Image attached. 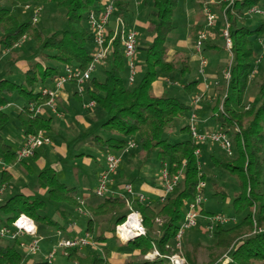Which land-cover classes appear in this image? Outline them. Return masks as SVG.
<instances>
[{
	"label": "trees",
	"instance_id": "16d2710c",
	"mask_svg": "<svg viewBox=\"0 0 264 264\" xmlns=\"http://www.w3.org/2000/svg\"><path fill=\"white\" fill-rule=\"evenodd\" d=\"M106 1L0 0V47L12 52L25 37H31L36 42L35 56L38 58L28 64L23 80L16 83L8 78H0V105L14 101L13 94L16 92L25 100L17 114L23 135L38 133L40 130L52 131V118L44 113L35 115L29 110L28 104L34 102L41 105L48 102L49 96L42 95L41 91L54 84L64 73V69L85 70L90 65L95 50L91 51L90 48L93 39L88 17L90 11L102 10ZM108 1L113 2L116 15L123 19L127 29L133 28L135 0ZM179 1L142 2V8H148L155 18L148 25V35L151 38L145 50V69L140 81L135 80L132 84L129 82L124 47L121 37L117 36L111 42L104 63V79L98 80L92 74L84 89L90 102H95L93 107L106 115L105 120L95 121L97 125L87 128L88 136L106 155L124 151L131 139L138 138L141 156L149 157L156 153L162 168L167 164L171 178L182 173L180 183L163 202L161 198L154 203L133 199L132 206L143 217L146 235L123 243L116 233V227L125 222L129 213V196L97 199L99 197L92 193L81 203L82 200L78 198L79 190L61 181L52 167L39 173V187L50 191L53 204L57 207L58 219L54 218L55 214L42 212L45 206L41 197L18 193L3 196L0 205L1 224L10 225L19 215L26 214L34 219L41 235L44 233L43 226H51L58 227V231L65 237H70L68 225L77 217L78 208L82 207L88 211L85 232L92 235L96 246L67 248L64 255L68 260L78 264H113V246L119 244L129 256L124 264H169L165 257L154 261L139 257H143L154 247L163 255L172 253L187 206L196 198L200 181L208 179L200 166V159L195 155V150L198 147L202 149L204 144H199L194 139L189 122L180 128V132L187 135L185 139L171 142L167 137L172 136V130L167 131L177 119L186 118L189 121L192 111L189 99L204 90L203 80L192 77V55L182 52L177 47L176 39L171 37L178 29L174 17L179 9ZM28 3L34 7L42 6L43 11L49 15L50 11L60 14L59 10H63L60 17L66 23L65 28L46 35L32 19H21L14 13L16 7ZM202 3L199 4L203 8ZM218 4V14L221 16L224 13L225 21L221 18L219 28L210 29L208 34L219 33L225 39L223 32L228 25L232 46L231 58L226 65L230 67L231 77L227 83L220 72L215 79H210L209 70L207 80H211L210 86L213 89L210 91L209 88L203 94L197 111L208 115L205 124L217 125L218 130L225 131L233 142V155L229 156L217 145L209 147L208 151L212 166L217 170L228 171L236 179L238 190L234 194V214L231 217H242H235L236 222L231 226L216 223L211 234L206 230V219L202 223L199 220L198 225L192 228V235L183 240V253L188 264H255L256 261L264 262V60L257 61L264 49L263 45L262 51L259 47L260 52L257 49L258 42L264 39V15L253 14L261 16L259 24L254 26L251 23L253 15L249 14V10L253 7L264 10V0H236L231 5L222 1ZM204 18L206 20V14ZM198 26L197 34L207 27ZM113 34L111 29L108 40ZM172 45L176 46L173 53ZM223 49L224 42L223 47L209 39L204 42L205 54ZM16 60L15 57L14 61ZM260 63H263L262 66ZM168 80L180 83L184 94L178 96L170 93L167 86H159ZM70 84L76 85V82L71 81ZM40 85L42 88H39ZM73 95L83 102V95L77 89ZM210 95L213 98L211 100L208 99ZM9 122L8 112L0 110V131ZM200 131L205 130L202 128ZM134 156L135 153L131 152L130 157ZM0 157L5 164V169L0 172V183L8 184L12 178L9 165L22 161H18L17 150L5 142L1 133ZM119 169L117 178L126 177L125 171ZM127 180L131 181L130 178ZM214 189H219L217 184ZM201 213V218L215 215L205 210L204 204ZM200 233L212 235L214 241L203 245ZM78 235L81 234L76 236ZM97 247L101 250L98 251ZM202 249L207 253L206 263H201L198 259ZM224 254L229 259L223 260ZM27 257L19 246V239L0 238V264H26ZM28 263L53 264L46 257L35 258Z\"/></svg>",
	"mask_w": 264,
	"mask_h": 264
},
{
	"label": "rangeland",
	"instance_id": "374dc122",
	"mask_svg": "<svg viewBox=\"0 0 264 264\" xmlns=\"http://www.w3.org/2000/svg\"><path fill=\"white\" fill-rule=\"evenodd\" d=\"M144 0H142L143 2ZM225 1V0H180L179 1V9L177 10L174 21L178 25V29L171 35L172 38L180 40L182 44L185 47V43H188V39H193L191 41L193 43V47L191 50V55L195 56L192 57V69H193V78H201L203 80L204 77L208 78L207 72L209 70L211 73L210 79H215L218 75V73L224 72V70L227 68L228 60L231 58V53L228 51L226 47V40L220 36L219 33L217 34H208V38L212 43L217 44L219 47H223L224 42V48L223 50H217L215 53H208L206 52V66L204 67V72L202 73L200 71L201 69V62L199 60V56L195 49V41L198 38V30L199 25L207 26V21L205 20V11L206 9L211 10V12L215 15V24L213 27H206L207 31H209L212 28H219V24H221L222 19L225 21L224 13L223 15L219 16L218 12L220 10V6L218 3ZM203 2V8L199 3ZM227 2V1H226ZM29 5H32L31 3H28ZM27 4L20 5L14 9V13L17 14L21 19H32V11L30 9L26 8ZM41 7L40 16L37 25L41 27L46 35H50L54 30L58 29H64L66 26L65 21L60 17V14H63V10H59V13L56 12H49L50 15L43 11L42 6H36ZM136 13L134 14V20L138 21L140 24H133V28L138 32V53H137V64L139 67V72L136 77V82L140 81V79L143 77L144 74V57H145V50L146 47L150 41V36L148 35V25L149 22L155 18L154 14L150 13L148 8H142V4L140 6L136 5ZM119 16L114 14L111 17L110 26L115 28L117 22H119ZM204 18V19H203ZM222 18V19H221ZM261 16L260 15H253V19L251 23L255 26L259 24ZM121 20H123L121 18ZM155 21V19H154ZM147 24V25H146ZM191 32V33H190ZM209 33V32H208ZM190 34V37H189ZM196 35V37H195ZM219 35V36H218ZM224 41H223V40ZM206 41V40H205ZM262 45H264V39L258 42V47L261 48L262 51ZM91 51L95 50L94 43L91 44ZM176 49L175 45L171 46V53L174 52ZM181 49V48H180ZM4 52V49H2ZM36 49V42L31 37H25L21 44L13 49L12 54H14V58L16 57L17 60L13 61L12 63L9 61L11 59L12 54H5L0 57V71L3 73L1 77L8 78L11 81H14L16 83H19L23 80L25 76V67L28 66V64L34 60L37 59L38 56H35ZM260 52V49H258ZM183 52V51H182ZM198 59H196L197 57ZM264 60V49L263 53H261L258 56L257 61ZM261 66L263 63H260ZM65 71V69H64ZM105 71L106 68L104 64H98L96 67V70L94 71L93 75L98 80H103L105 77ZM207 82L211 83V80H207ZM70 83V82H69ZM89 81L85 82V86H87ZM169 84V82L167 83ZM170 93L176 94L178 96L183 95L184 92L182 90V85L180 83H176V81H172V84L166 85ZM51 89L54 87L49 86ZM39 88H42L40 85ZM73 88L75 90L78 88V85H73ZM205 88V85H204ZM210 91H212L213 87L210 86ZM78 91V90H77ZM79 92V91H78ZM80 93V92H79ZM81 94V93H80ZM83 102L78 100L74 95L71 96L70 102H69V111H64L61 106L58 105L57 112L53 113L55 123L59 124L60 127H57L56 131L59 133H53V132H47V135H52L54 137V143L52 145H62L65 144L66 146V152L64 154H53V159L49 160V166L52 167L57 171L58 178L67 183L69 186H75L77 190H79L80 195H91L92 193L95 194V190L98 186V177L100 178L103 170H105L106 167V154L104 153L103 149H100L97 147L95 142L91 139V137L88 136L87 127H85L84 122H78L75 118L76 114H79L81 110H84L86 115L88 113L91 115V118L88 119L90 126L97 125L95 124V121H103L106 119L105 113H102L100 110L97 111L95 107H88L90 104V100L88 99L87 95L83 92ZM254 94H251L253 96ZM194 96H192L189 101L191 104V101ZM13 99L16 102V105L23 106L25 103V100L23 98H20L18 96V93L13 94ZM208 99H213L212 95L208 97ZM187 101V100H185ZM58 110L63 113V116L59 114ZM19 109L17 106H14L10 109H8V113L10 115V122L5 125L0 133L2 134L3 138L12 144V146L15 149H18V144L16 143L15 139L16 137L23 136V131L21 128V125L17 121V113ZM83 114V113H82ZM85 115V114H84ZM208 115L199 114L198 113V120L196 122L197 127L199 130L203 129H212L210 130H218L217 125H207L204 124V119L207 118ZM188 119H177L175 123L171 126V128L167 131L169 132L172 130V136H167L170 138L171 142H176L178 140L185 139L187 137L186 134H183L180 132V128L182 125H185L188 123ZM201 128V129H200ZM74 130V131H73ZM77 131L79 134H77ZM166 132V134H167ZM62 133V134H61ZM63 135V136H61ZM132 142L136 144V147L132 149L129 152L122 151L117 153L118 155H122V162L120 164V169L124 170L126 173V177L124 178H118L117 182H122L125 179H129L131 177V182L135 186H139L142 183H146L152 188H158V177L161 176L162 166L161 162L158 160L156 153H153L151 156H141V147L139 144L138 138L131 139ZM51 144V143H50ZM48 144L44 145L47 146ZM217 144L214 143H206L202 147V154L200 157V166L207 174V181L206 186L203 189V196L205 198L204 202V208L208 212L215 213V215H222L225 218H228V223L224 224L226 226H231L234 221L232 219L233 217V199L235 191H237V183L236 179L230 175L228 171L222 170V169H216L212 166L210 163V156H209V147H215ZM219 148V146L217 145ZM47 149V148H46ZM135 153L136 156L130 157V153ZM116 153V152H114ZM88 156L90 155L91 158H82V156ZM46 156V155H45ZM48 158V155L46 156ZM127 160L129 163H127ZM28 161V160H27ZM31 163V162H30ZM34 163V162H33ZM32 167L34 169V175H32L29 180L31 182H34L35 179L39 177V170L34 168V164H32ZM18 167H20L19 163L17 164ZM207 168L212 169L213 173H208ZM15 173H17V170L14 169ZM100 175V176H99ZM115 176V175H114ZM113 176V177H114ZM128 177V178H127ZM182 179V178H181ZM181 181V180H180ZM217 184L219 189L216 191L214 189V185ZM34 185V183H33ZM180 189V187H178ZM145 195H148L150 198L154 200H158L157 196H154L149 193H144ZM51 193L48 191L46 197L42 198L44 200V206L45 209L42 210V212H47L50 215L56 214V206L53 204L52 197H50ZM106 196H109L108 194ZM105 196V197H106ZM101 199V197L97 198ZM77 213V225L85 229L86 227V216L81 214L78 210ZM88 212V211H87ZM82 215V216H81ZM85 216V217H84ZM237 219L238 217L242 216H235ZM234 217V218H235ZM232 219V220H231ZM240 219V218H239ZM34 220V219H33ZM199 220L204 221L205 218H199ZM206 222V221H205ZM36 224V222H35ZM206 224V223H205ZM3 226V224L0 223V228ZM106 226V225H105ZM37 227V236L41 239L40 240V252L38 255H27V262L30 260H33L35 258H44L46 255H48L52 250H55L56 253L51 259V262L53 264H78L74 261L68 260V258L64 255L66 254L62 248L57 247V242L55 244L46 245L45 241H42L44 239V235L46 232L43 231L42 235L39 233V227L36 224ZM192 229L188 230L185 234V237L188 235H192ZM198 234V232H196ZM74 234H77L74 232ZM70 237H74L75 235ZM210 234V233H209ZM209 234L200 233L201 237L200 239L204 242L203 245H208L207 243H212L214 241L213 236ZM84 235V233H83ZM184 237V238H185ZM189 238V237H188ZM193 238V236H192ZM26 239V238H25ZM186 239V238H185ZM27 241V240H26ZM206 243V244H205ZM66 250V249H65ZM97 250L100 251L101 249L97 247ZM126 250L122 248L119 244L113 246V252L114 253H124ZM205 249H202L199 252L198 259L201 263H206L208 261L207 253H205ZM129 257V256H128ZM228 256L227 254H224L222 259L227 260ZM139 259H144L143 257H139ZM145 260V259H144ZM255 264H264V262L256 261Z\"/></svg>",
	"mask_w": 264,
	"mask_h": 264
},
{
	"label": "built area",
	"instance_id": "2783aa9c",
	"mask_svg": "<svg viewBox=\"0 0 264 264\" xmlns=\"http://www.w3.org/2000/svg\"><path fill=\"white\" fill-rule=\"evenodd\" d=\"M228 2V5L233 4L236 0H225ZM27 9L32 11V20L33 22H38L41 7H34L32 5L27 4ZM115 12V7L112 1H106L102 10L97 12L96 10H92L89 13L88 17V25L90 31L92 33L93 43L95 45L94 58L90 65L85 69L81 70L78 68H66L64 73L54 82V87L51 89L50 87H45L42 89V95L49 96L48 102L36 105L34 102L28 104V108L30 111L34 112L35 115L42 114L45 111V107H49L53 112H57L56 108V98L62 91L65 84L75 81L76 85H78L77 90L82 94L84 92V84L89 81L92 77V74L96 70L98 64H104L107 58V55L110 50L111 42L117 37L120 36L122 40V44L124 47V54L127 59V64L129 68V82L132 84L135 82L137 74L139 72V67L137 64V53H138V32L134 29H127L125 23L121 18H119V22H117L115 28H110L111 17ZM206 21L207 27H213L215 24V15L211 12V10L206 9ZM249 14H260L264 15V10L261 8L253 7L249 10ZM114 31L113 36L108 40L107 36L110 30ZM224 37L226 40V47L228 51L231 53L232 41L229 37L228 33V25L224 29ZM208 38L207 29L201 30L198 34V38L195 41V49L199 56V60L201 62L200 71L204 72V67L206 66V57L204 53V42ZM264 47V45H263ZM231 77L230 67H227L223 72V78L228 83ZM170 84L171 81L168 80ZM203 82L205 88L202 93H197L194 95L191 105L192 111L189 118V124L191 128L192 135L194 139L199 144L206 143H214L217 144L226 154L233 155V142L229 135L223 130H205L200 131L197 127L198 120V108L201 105V100L203 94L210 88L209 83L207 82V78H203ZM95 104L94 101H91L88 107H93ZM11 103L8 104L10 106ZM4 105H0V110L3 109ZM21 106L18 108L21 110ZM223 110V103L220 105V111ZM52 143V138L47 135V132L44 130H40L38 133H30L27 135H23L22 143L20 148L17 150V159L18 161H23L28 158H32L37 150L46 145ZM136 147V144L129 141L128 145L124 149V151L129 152ZM202 154V149L198 147L195 150V155L200 159ZM122 162V155H118L117 153L110 152L106 155V168L101 174L98 180V186L95 190V194L98 197H105L107 194L112 197H120L126 198L127 196L130 199H127V205L129 208V213L126 216V220L124 223L119 224L116 227V233L119 239L126 243L128 241L134 240L140 236H145L147 233V229L144 225V220L141 213L133 208V199L137 198L140 202H148L145 194L141 192H136L132 183H125L122 187L123 190H113L110 185L113 181V176L118 172L120 164ZM200 162V161H199ZM1 170L5 169V164L0 160ZM182 178V173L180 172L178 175L174 177H170L167 164L164 165L161 171V181L163 185L164 194L161 196V201L163 202L166 197L171 194L177 185L180 183ZM206 186V181H200L197 191L198 194L196 198L189 202L187 206V211L183 222L179 228V231L175 238V244L172 247V253L170 255H163L158 250V248L154 247L152 251L146 253L144 255V259L147 261H154L159 257L167 258L169 264H188L186 257L183 253V240L185 234L188 230L196 227L198 225L199 218L202 217L201 209L206 201L203 196V189ZM6 190V185L0 183V205L2 202L3 195ZM84 201H81L83 203ZM78 211L87 215L88 212L85 211L82 207L78 208ZM131 218L136 221V225L129 224ZM207 221L206 230L211 234L216 223L227 224L228 218L223 217L222 215H214L212 217L205 218ZM234 221L236 218H232ZM231 219V220H232ZM76 226L75 222H72L69 225L70 229H74ZM122 231H125V235L122 234ZM37 227L35 221L26 214L19 215L12 224H3L0 228V238H9L12 240L19 239L20 248L27 255H36L40 252V238L36 235ZM59 236V240L57 242V247L62 248L63 250L67 248H83L86 246H96L95 241L92 238V235L88 232H85L84 235H78L75 237H65L61 231L57 232ZM31 237L30 240L25 239L26 237ZM27 240V241H26ZM56 251L52 250L45 257L51 261ZM229 259V258H227Z\"/></svg>",
	"mask_w": 264,
	"mask_h": 264
},
{
	"label": "crops",
	"instance_id": "0c3cea01",
	"mask_svg": "<svg viewBox=\"0 0 264 264\" xmlns=\"http://www.w3.org/2000/svg\"><path fill=\"white\" fill-rule=\"evenodd\" d=\"M103 1H106V0H103ZM135 2H136L135 5H137V6H140L142 4V0H135ZM135 10H136V6H135ZM134 24H140V23L138 21L134 20ZM111 28H113V27H111ZM189 37H190V34H189ZM195 37H196V35H195ZM191 41H193L192 38L188 39V43H185V47H184L182 42L180 40H178V38H176L177 47L181 48V50L183 52L190 54V55H191L190 49L193 47V43ZM4 53L5 54H12V52L9 50H4V52H3L2 48L0 47V57L2 55H4ZM12 56L13 57H11V59L9 60L11 63L14 61L15 55L12 54ZM192 57L194 58L195 56H192ZM196 59H198V57ZM27 67L28 66L25 67V70H27ZM2 75H3V73L0 71V78H3V77H1ZM167 83H168V81H167ZM167 83L163 82L161 84L159 83L160 85L159 84L158 85L165 87L166 85H168ZM73 85L74 84H70V83H67L64 85L62 91L60 92V94L56 98L55 104H56L57 109H58V105H59L62 107V109L64 111L70 110L69 109V102H70L71 96L73 95V93L75 91V88H73ZM49 86H52V84H50ZM53 86H54V84H53ZM10 103H11L10 106H8V104L4 105L3 109H1V110H5L6 112H8V109H10L14 106H17V108L20 107V106L16 105L15 101H11ZM58 112H60V111L58 110ZM43 113L47 117H51L53 120V122H52L53 129H52V131H49V132H53V133L58 134L59 132L56 131V129H57V127H60V125L55 123V119H54V115H53V113H55V112H53L49 107H45V111ZM59 114H61V116H63V113L60 112ZM75 118L78 122H84L85 127H87V128L90 127V123H89L88 119L91 118V115L89 113H88V115H86L85 111L81 110V112L79 114L75 115ZM203 122L205 124L206 119H204ZM209 125L212 126L211 124H209ZM210 129H212V127ZM210 129H203V130H210ZM75 132H77V131H75ZM21 134H23V133H21ZM78 134L79 133L77 132V134H75V135H78ZM50 136L52 138V143H54V137L52 135H50ZM61 136H63V135H61ZM13 139H15L16 143L18 144V149H19L21 146V143H22L23 136H20V137L18 136V137L13 138ZM5 142H7V141L5 140ZM7 143L12 146L11 143H9V142H7ZM52 143L48 144L47 146L40 147L36 152V157H32V158H28V159L23 160L22 162L19 163L20 167L17 166L18 163L15 165H9L8 168H9V171L12 175V178L8 184H5L6 190H5L4 195L13 196L15 194L21 193L25 196H30V197H34V196L41 197V198L46 197L48 190L45 188L39 187V177L37 179H35L34 182H31L29 180V178H31L32 175H34V169L31 165V163L35 165L34 166L35 170L37 168L39 170L38 173H40L42 170L48 168V166H49V160L48 159L52 160L53 154H55V155L59 154L60 155L61 153L64 154L66 152L65 144L52 145ZM13 149H15V148L13 147ZM18 149H15V150H18ZM45 155L46 156L48 155V158H46ZM87 157L82 156L83 159L84 158H87V159L91 158L90 155H88ZM0 160L2 161L1 157H0ZM1 167L2 166L0 165V172L2 171ZM14 169L17 170V173L14 172L15 171ZM206 170L208 173H213V168L212 169L207 168ZM117 179L118 178H117V174H116L113 177V181L110 185L111 189H113V190L121 191V190H123L122 187L125 183H132L131 181H129L127 179H125V181H122V182H117V181H119ZM130 179H131V177H130ZM33 183H34V185H33ZM157 183H158V188H152L149 185H147L146 183H142L139 186H135L133 183L132 184H133L136 192H141L143 194L144 193L152 194L154 196H157L158 197L157 199L159 200L161 198V195L164 193L163 185H162V181H161V176L158 177ZM145 196L147 197L149 202L154 203L157 201V200L150 198L148 195H145ZM50 197H51V195H50ZM88 197H90V194L85 195V196L78 194V198L84 202H85V200H87ZM58 217H59V214L56 213L54 215V218L58 219ZM73 220H74L73 222H75V223L77 222L76 218H74ZM69 225H68V227H69ZM42 231L46 232V234L43 236L44 239L42 240V241H45L46 245H48V244L51 245V244L56 243V241L58 240V235H57L58 227L56 228V227H51V226H43ZM74 232H76L77 234L80 233L81 235H83V233H85V229L80 228L76 223V226L74 227V229L69 228V231H68L69 236H73ZM77 234H74V235L76 236ZM26 239L28 240V239H30V237H26ZM127 257H128V255L126 254V252H124L123 254L113 252L112 257H111V262L113 264H124V261ZM27 264H30V263H27Z\"/></svg>",
	"mask_w": 264,
	"mask_h": 264
},
{
	"label": "bare ground",
	"instance_id": "6f19581e",
	"mask_svg": "<svg viewBox=\"0 0 264 264\" xmlns=\"http://www.w3.org/2000/svg\"><path fill=\"white\" fill-rule=\"evenodd\" d=\"M129 224L136 225V221L133 218H131ZM122 234L125 235V231H122Z\"/></svg>",
	"mask_w": 264,
	"mask_h": 264
}]
</instances>
